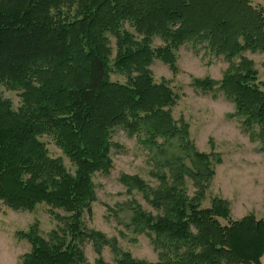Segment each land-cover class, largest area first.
<instances>
[{"label":"trees","instance_id":"16d2710c","mask_svg":"<svg viewBox=\"0 0 264 264\" xmlns=\"http://www.w3.org/2000/svg\"><path fill=\"white\" fill-rule=\"evenodd\" d=\"M58 2L0 0V83L20 90L21 101L13 109L0 96V203L27 211L45 203L57 222L46 238L37 223L20 233L30 245L20 264H85V242L98 255L110 246L116 264H262L264 220L231 218L220 197L201 205L203 180L213 174L208 155L192 146L187 125L172 118L178 95L167 80L155 81L149 66L160 59L176 71L177 47L204 42L228 67L218 81L192 78L191 84L201 90L218 85L245 131L264 142V90L252 61L241 55L264 51V7L253 0H73V13L62 14ZM107 32L115 37L113 59ZM154 35L164 44L153 47ZM111 68L125 82L111 80ZM114 127L142 135L172 175L164 188L167 175L152 173L157 189L137 176L119 178L158 210L151 215L132 202L113 211L128 230L148 233L156 262L119 250L82 220L96 199L92 175L111 168ZM42 134L67 156L73 173L49 155ZM186 176L201 182L202 194L186 195ZM94 264L107 263L98 257Z\"/></svg>","mask_w":264,"mask_h":264},{"label":"rangeland","instance_id":"374dc122","mask_svg":"<svg viewBox=\"0 0 264 264\" xmlns=\"http://www.w3.org/2000/svg\"><path fill=\"white\" fill-rule=\"evenodd\" d=\"M253 3L264 7V0H253ZM75 7L73 0H60L55 10L62 14L73 13ZM123 28L136 35L128 23ZM106 36L111 48L110 58L113 59L116 51L115 37L109 32ZM151 40L153 47L164 44L158 35H154ZM175 55L176 71H172L160 59H154L149 68L155 81L167 80L178 95L176 104L171 108L172 118L187 125L192 146L208 155L213 174L203 180L201 205L208 207L213 197H220L228 203L231 218L240 219L252 214L264 220V142L252 139V135L245 131L242 119L234 115V104L218 85L201 90L191 84L192 78L220 80L228 67L227 60L209 50L202 41L181 44L175 50ZM241 55L252 61L260 87L264 90V51L244 50ZM110 79L119 82L126 80L114 68H111ZM19 93L20 90L0 83V96L10 101L13 109L21 104ZM39 139L51 157L61 158L66 169L70 173L74 172L72 163L49 135L42 134ZM110 139L116 144L110 149L111 168L107 172L97 171L92 175L96 199L91 205V216L86 213L83 215V223L114 240L119 250L129 252L132 257L156 262L158 250L148 233L128 230L113 215V211L132 202L151 215H155L158 210L141 192L135 189L127 191L119 178L123 174L137 176L147 187L157 189L160 183L152 173L162 170L167 175L164 188L172 185V175L167 167L161 169L163 157L149 149L142 135L114 127ZM184 162L190 167L187 159ZM201 186L200 181L189 176L184 178L185 193L190 198L200 194ZM50 209L47 204L40 203L32 211L12 210L0 203V264H20L23 255L30 249L28 241L20 233L27 231L33 223H37L41 236H48L57 224ZM53 212L65 215L59 209H53ZM83 252L85 264H94L98 257L107 264H116V256L110 246H104L98 255L91 242H85ZM261 262L264 264V256Z\"/></svg>","mask_w":264,"mask_h":264}]
</instances>
